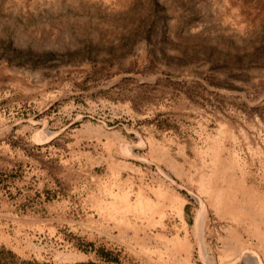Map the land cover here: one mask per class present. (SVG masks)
<instances>
[{"label":"rangeland","instance_id":"obj_1","mask_svg":"<svg viewBox=\"0 0 264 264\" xmlns=\"http://www.w3.org/2000/svg\"><path fill=\"white\" fill-rule=\"evenodd\" d=\"M264 264V0H0V264Z\"/></svg>","mask_w":264,"mask_h":264},{"label":"trees","instance_id":"obj_2","mask_svg":"<svg viewBox=\"0 0 264 264\" xmlns=\"http://www.w3.org/2000/svg\"><path fill=\"white\" fill-rule=\"evenodd\" d=\"M99 257L104 261V264H119V261L117 258L112 257L111 252H106L104 249L99 250L98 253ZM93 264V263H90Z\"/></svg>","mask_w":264,"mask_h":264}]
</instances>
